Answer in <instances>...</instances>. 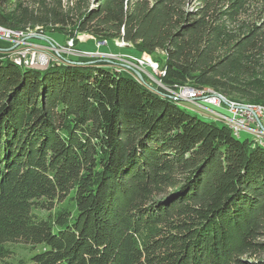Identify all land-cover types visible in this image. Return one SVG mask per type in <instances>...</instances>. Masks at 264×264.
<instances>
[{"label":"trees","instance_id":"obj_1","mask_svg":"<svg viewBox=\"0 0 264 264\" xmlns=\"http://www.w3.org/2000/svg\"><path fill=\"white\" fill-rule=\"evenodd\" d=\"M5 1L7 27L75 26L160 49L167 85L264 102L236 78L240 55L264 54V33L254 25L218 54L237 0L191 11L187 0H99L78 16H7ZM232 131L104 66L42 70L0 55V261L23 243L42 245L31 264H264V142Z\"/></svg>","mask_w":264,"mask_h":264},{"label":"rangeland","instance_id":"obj_2","mask_svg":"<svg viewBox=\"0 0 264 264\" xmlns=\"http://www.w3.org/2000/svg\"><path fill=\"white\" fill-rule=\"evenodd\" d=\"M235 0H225V6ZM244 4V8L238 17L231 18L228 14L220 21L222 35L219 43V56L228 54L234 49V46L240 41L241 36L245 35L250 27L256 26L259 34L264 33V11L263 0H237ZM99 0H6L1 6L3 12L7 15H18L26 11H32L36 14H48L56 12L59 14L71 12L70 14L80 15L88 9L96 8ZM199 2L197 0H187L185 7L188 10H195ZM227 7V6H226ZM0 29H3L0 26ZM74 32L75 37H71ZM11 33L10 39L0 38V55L8 58L14 63L39 69H46L50 65L61 64H86L104 66L116 70L123 74L133 77L137 81L143 83L157 94L167 97L173 102L180 105L183 109L198 114L201 118L207 121H214L217 125H227L235 132L232 125V112L229 110L230 104L240 108H251L252 106L260 108V116H254L256 123L252 124L254 127H245L239 136L242 139L250 138L258 142H264V131L258 124V120L264 125V102L258 101L255 97L245 98L241 95H234V100L220 92L211 89H200L190 86L174 85L170 86L164 83L161 79V72L165 71L166 55L163 50H157L153 54L140 52L135 45L125 42L122 39L114 38L104 40L102 43L96 37L90 35L88 32L79 31L75 26L61 25H27L26 27L14 28V30L6 29L3 34ZM15 33V34H14ZM37 36H45L49 38L50 42L41 39ZM264 38V35H262ZM239 56L237 68V80L247 87L251 86L252 93L256 96L262 95L264 91V54L258 55L256 51H252L249 55ZM244 59V60H243ZM40 61L41 63H37ZM137 64L143 74V80L134 77V74L122 64ZM157 67H156V66ZM197 89L205 93L216 95L225 102L222 106H215L204 102L203 100L187 101L182 100L183 88ZM239 102V103H238ZM202 104V105H200ZM204 105L208 106L203 107ZM217 110V111H213ZM219 112L225 116H215ZM236 122V121H234ZM238 123V122H236ZM260 129L263 133H258ZM242 130V131H241ZM251 130V131H249ZM232 131V132H233ZM254 131V132H253ZM233 132V133H234ZM256 132V133H255ZM235 135V134H234ZM236 136V135H235ZM65 203L57 205V207L64 206ZM55 208L53 209V211ZM33 212L40 216H47L48 210L42 208H33ZM9 255L5 257L0 264H31L33 255L42 250V245H37L32 248L30 245L23 243H9L7 244ZM259 256L243 255L241 260L247 261V264L255 261ZM249 262V263H248ZM242 264V263H239ZM245 264V263H243Z\"/></svg>","mask_w":264,"mask_h":264},{"label":"built area","instance_id":"obj_3","mask_svg":"<svg viewBox=\"0 0 264 264\" xmlns=\"http://www.w3.org/2000/svg\"><path fill=\"white\" fill-rule=\"evenodd\" d=\"M15 34V33H14ZM11 35L13 34H3L1 29H0V37L5 38V39H10ZM156 66V65H155ZM157 67V66H156ZM162 75L166 74V71L161 72ZM183 88V87H182ZM184 92L182 93L181 97L182 100H187V101H194V100H203L204 102H208L209 104L215 105V106H222L224 103L220 98H218L216 95L205 93L204 91H198V90H193L191 88H183ZM226 104V103H224ZM202 105V104H200ZM229 106V110L232 112V118H234L238 123H239V128H245V127H252V124L256 123L254 116L259 117L261 110L260 108L256 106H252L251 108H240L237 106H233L230 104H226ZM203 107L208 106L204 105ZM214 111V110H213ZM217 115L215 116H225L224 114H221L219 112L216 113ZM258 127V124H256ZM258 133H263L260 129H258Z\"/></svg>","mask_w":264,"mask_h":264},{"label":"water","instance_id":"obj_4","mask_svg":"<svg viewBox=\"0 0 264 264\" xmlns=\"http://www.w3.org/2000/svg\"><path fill=\"white\" fill-rule=\"evenodd\" d=\"M0 26L2 27V28H5V29H10V30H14V28H11V27H7V26H5V25H2V24H0ZM37 37H39V38H41V39H44V40H46V41H48V42H50L52 45H55L53 42H51L50 40H49V38H47V37H45V36H37ZM1 38V37H0ZM8 40V39H7ZM102 43H106V41H101ZM124 45H128L129 46V44L128 43H124ZM37 63H41L40 61H38ZM125 68H127V69H129L130 71H131V73L132 74H134V77L136 76V77H138L140 80H143V74H142V71H141V69H139L138 67H137V64H135V63H131V64H127V63H125V64H122ZM226 96V95H225ZM225 102L227 103V100H225ZM239 103V102H238ZM214 110V109H213ZM214 111H217V110H214ZM258 125H260L261 127H262V129H263V131H264V125L258 120ZM253 127V126H252ZM254 128V127H253ZM242 130H247V129H242ZM241 130V131H242ZM249 131H251V130H249ZM254 132V131H253ZM241 133V132H240ZM256 133V132H255Z\"/></svg>","mask_w":264,"mask_h":264},{"label":"bare ground","instance_id":"obj_5","mask_svg":"<svg viewBox=\"0 0 264 264\" xmlns=\"http://www.w3.org/2000/svg\"><path fill=\"white\" fill-rule=\"evenodd\" d=\"M4 30H6V29L5 28L1 29L2 33H4ZM7 34H11V33H7ZM193 90H197V89H193ZM198 91H200V90H198ZM220 100H221V98H220ZM234 121H236V120L232 121V125H233L234 129L235 128L237 129V130H235L234 133H235V135L239 136L240 135V132H238V130L240 129L239 128V123H236L237 121L236 122H234Z\"/></svg>","mask_w":264,"mask_h":264}]
</instances>
